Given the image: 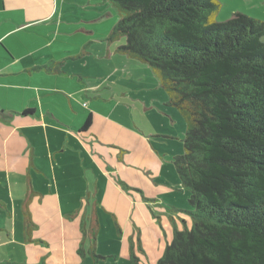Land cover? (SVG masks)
I'll return each mask as SVG.
<instances>
[{
	"label": "trees",
	"instance_id": "16d2710c",
	"mask_svg": "<svg viewBox=\"0 0 264 264\" xmlns=\"http://www.w3.org/2000/svg\"><path fill=\"white\" fill-rule=\"evenodd\" d=\"M100 1L118 13L106 41L124 39L115 51L149 66L185 124L172 161L190 224L156 264H264V21H217V0Z\"/></svg>",
	"mask_w": 264,
	"mask_h": 264
},
{
	"label": "rangeland",
	"instance_id": "374dc122",
	"mask_svg": "<svg viewBox=\"0 0 264 264\" xmlns=\"http://www.w3.org/2000/svg\"><path fill=\"white\" fill-rule=\"evenodd\" d=\"M95 1L91 0L90 4L88 0H0V9L3 2L7 9L0 10V17L11 15L24 20L42 19L34 25L37 30L31 26L23 31L31 37H42V40L45 37L46 42L54 43L43 52L34 51L42 40L38 45L24 44L21 51V54H26L24 58L34 55L45 58V54L57 51L84 52L73 66L92 75L86 80L97 86V91L90 89L86 95L84 83L75 77L61 85L69 89L78 85V89L73 91L84 109L85 102L91 103L92 98L99 96L96 112L106 114L108 119L124 127L135 143H141L132 153L140 161L131 166V172L126 167L127 159L117 162L125 166L120 169V176L116 169L96 166L89 181L86 179L89 188L83 181L77 185L75 195L69 193L70 186L64 187L57 180L37 181V191L43 192L45 197L59 199L66 195L65 199L56 202L63 212L77 208L82 215L67 214L64 217L68 220L65 223V240H50V244L33 241L28 227L25 234L29 241L25 244L20 240L19 214L14 209L10 215L0 212V226L7 224L16 236L13 240L11 233L13 242L0 243V263L6 259L16 264H37L43 258L46 264H129V256L133 254L138 264H156L163 248L171 241L174 229H181L183 222L186 226L190 224V215L186 212L190 209L187 195L172 161L175 155L183 152L184 120L174 106L165 104L167 94L147 64L113 52L124 42L123 38L105 41L107 32L118 19L117 10L109 6L108 14L97 17L99 12L94 6ZM217 1L220 3L215 16L217 21L231 18L235 12L264 21V0ZM105 51H109L108 54ZM129 173L135 176L130 177ZM124 180L132 181L134 185L130 187ZM3 183L8 182L0 180L1 193L6 192L13 197L21 194ZM146 190L150 196L144 194ZM88 208L93 210L92 218L83 216ZM50 215L54 219L53 213ZM119 218L121 224L117 222ZM78 219L79 227L69 231V225L78 223ZM91 224L96 226L92 235ZM48 229L45 224L41 232H48ZM2 234L7 236L8 233L2 229ZM37 235L35 231L34 237Z\"/></svg>",
	"mask_w": 264,
	"mask_h": 264
},
{
	"label": "crops",
	"instance_id": "0c3cea01",
	"mask_svg": "<svg viewBox=\"0 0 264 264\" xmlns=\"http://www.w3.org/2000/svg\"><path fill=\"white\" fill-rule=\"evenodd\" d=\"M88 2L91 4V0ZM94 6L98 7L97 17L108 14V3L96 0ZM1 7L0 10H7L4 2ZM40 20L42 19L24 20L11 15L0 17V180L8 182L3 184L15 193L21 192L17 197L0 192V212L10 215V211L14 209L19 214L20 240L25 244L29 241L25 234L28 227L33 241L41 240L50 244V240H65V223L68 220L64 217L67 214L82 215L77 208H69L68 212H63L56 202L65 199L66 195L59 199L45 197L43 192L37 191V181L57 180L64 187L70 186L69 193L75 195L77 185L83 181L86 188H89L86 179L89 181L96 166L107 170L116 169L120 176L119 171L125 166L117 162L127 159L126 167L131 172V166L140 161L132 153L141 143H135L128 131L108 119L106 114L96 112L99 96L92 98L91 103L85 102L84 109L73 91L78 89V85L72 89L61 85L75 77L84 83L83 92L86 95L90 89L97 91L98 87L86 80L92 75L73 66L77 58L83 56L82 50L57 51L54 54L49 52L44 55L45 58L35 55L24 58L26 54H21L24 44L31 42L38 45L41 42L42 37H31L32 35L23 31L38 25ZM53 43L46 42L44 37L34 51H46L47 46H52ZM108 52L105 51L107 54ZM111 56L110 54L109 57ZM88 114H91V123L86 129H82ZM129 176L135 175L129 173ZM123 182L131 187L134 185L129 180ZM116 194L118 195V191ZM144 194L150 196L148 190ZM132 199L134 200L133 196ZM51 213L54 219L51 218ZM26 215L31 220L29 225L25 222ZM83 216L92 218L93 210L86 209ZM117 222L121 224V219ZM45 224L49 227L48 232H41ZM69 226V231L79 227V219L78 223L72 222ZM2 229L8 234L0 235V243L13 242L10 234L15 240L14 231L7 224H1L0 230ZM35 231L38 235L34 237Z\"/></svg>",
	"mask_w": 264,
	"mask_h": 264
}]
</instances>
